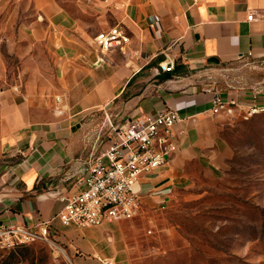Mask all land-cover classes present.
<instances>
[{"label":"crops","instance_id":"1","mask_svg":"<svg viewBox=\"0 0 264 264\" xmlns=\"http://www.w3.org/2000/svg\"><path fill=\"white\" fill-rule=\"evenodd\" d=\"M32 1L37 18L19 26L20 40L30 50L40 45L52 67L48 78L25 71L23 82L0 85V224L34 225L58 213V196L84 188L94 160L110 144V125L130 118L164 109L180 118L172 131L176 152L140 178L141 207L163 208L169 196L152 193L179 183L190 160L217 166L226 156L218 136L222 114L211 115L214 94L198 91L195 73L264 56V0H129L114 14L128 41L104 56L96 35L91 38L86 23L60 0ZM74 1L95 8L104 3L113 18L107 0ZM250 11H256V20H247ZM155 21L160 36L152 28ZM101 23L104 31L112 27ZM167 58L175 60L174 71L157 73ZM137 83L143 85L129 93ZM101 113L108 115L107 123L95 120ZM125 221L78 229L56 220L53 239L72 264H100L105 258L117 264L123 251L110 226Z\"/></svg>","mask_w":264,"mask_h":264},{"label":"rangeland","instance_id":"2","mask_svg":"<svg viewBox=\"0 0 264 264\" xmlns=\"http://www.w3.org/2000/svg\"><path fill=\"white\" fill-rule=\"evenodd\" d=\"M60 2L86 23L91 38L104 31L102 21L118 25V0L106 2L112 19L104 3L95 8L86 1ZM36 18L32 0H0V85L23 82L25 71L35 77L50 75L51 61L41 46L30 50L20 40L19 26H29ZM195 75L198 91L223 100L238 95L243 103L254 93L264 100V56L203 67ZM230 108L218 125L219 141L228 152L217 166L190 160L182 180L169 187L163 208L141 207L133 219L110 226L123 251L117 264H264V111L249 115L248 108ZM107 119L103 113L95 118L98 124ZM0 264L72 263L53 240L52 245L0 247Z\"/></svg>","mask_w":264,"mask_h":264},{"label":"built area","instance_id":"3","mask_svg":"<svg viewBox=\"0 0 264 264\" xmlns=\"http://www.w3.org/2000/svg\"><path fill=\"white\" fill-rule=\"evenodd\" d=\"M118 1L117 5L122 9L129 3V0ZM256 16V11H250L247 20H256ZM152 28L155 35L160 36L158 21L153 23ZM127 41V34L120 24L98 33L94 38L102 56ZM99 61H103V57ZM174 67L175 60L167 58L158 65L157 73H172ZM231 105L238 110L248 108L249 115L264 111V100L261 102L255 93L244 103L236 99L223 100L214 95L211 115L231 113ZM55 111L62 114L59 106ZM179 121L175 110L164 109L152 115L130 118L116 126L110 125V144L94 160L84 188L76 195L58 196L62 208L47 220L34 225L1 223L0 247L13 249L36 242L52 245L55 234L52 224L56 220L62 227L83 229L133 219L141 208L140 178L164 166L176 152L172 131ZM169 192V188H164L154 191L152 195L167 196ZM100 264L116 263L113 258H105L100 259Z\"/></svg>","mask_w":264,"mask_h":264},{"label":"trees","instance_id":"4","mask_svg":"<svg viewBox=\"0 0 264 264\" xmlns=\"http://www.w3.org/2000/svg\"><path fill=\"white\" fill-rule=\"evenodd\" d=\"M125 97V96H124Z\"/></svg>","mask_w":264,"mask_h":264}]
</instances>
